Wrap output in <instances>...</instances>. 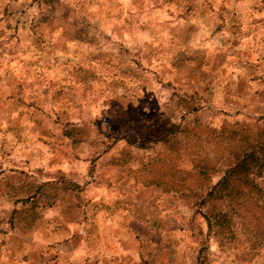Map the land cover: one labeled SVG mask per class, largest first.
<instances>
[{
    "label": "rangeland",
    "instance_id": "1",
    "mask_svg": "<svg viewBox=\"0 0 264 264\" xmlns=\"http://www.w3.org/2000/svg\"><path fill=\"white\" fill-rule=\"evenodd\" d=\"M255 133L264 0H0V264H264L201 206Z\"/></svg>",
    "mask_w": 264,
    "mask_h": 264
},
{
    "label": "trees",
    "instance_id": "2",
    "mask_svg": "<svg viewBox=\"0 0 264 264\" xmlns=\"http://www.w3.org/2000/svg\"><path fill=\"white\" fill-rule=\"evenodd\" d=\"M169 133L171 132L167 134ZM62 134L72 139L76 129L66 123ZM263 135L255 133L248 143L242 145L232 162L223 168L218 179L203 195L201 206L209 210L203 214L208 231L213 230L214 234L220 233L231 222L229 212L233 217H240L245 211L247 202L260 207L261 202L264 201V189L261 185L264 174ZM59 181L62 183L60 188L64 193L69 192L74 195L79 193L80 189L76 183L63 177H60ZM22 201L23 199H20V202Z\"/></svg>",
    "mask_w": 264,
    "mask_h": 264
}]
</instances>
